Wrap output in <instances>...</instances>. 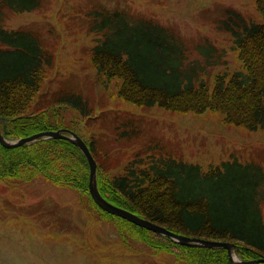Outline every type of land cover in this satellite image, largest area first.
Segmentation results:
<instances>
[{
	"label": "rangeland",
	"instance_id": "374dc122",
	"mask_svg": "<svg viewBox=\"0 0 264 264\" xmlns=\"http://www.w3.org/2000/svg\"><path fill=\"white\" fill-rule=\"evenodd\" d=\"M257 2L43 0L34 11L10 15L5 22L8 30L38 33L43 48L54 56L28 113L45 111L44 117L55 127L93 141L97 159L114 175L138 155L147 162L199 164L206 171L234 161L264 169V127L249 130L226 124L219 111L195 114L136 106L120 95L123 79L107 81L92 65V50L103 39L98 29L113 28L115 41L129 47L120 20L105 23L98 16L102 10L120 11L130 23L148 21L168 31L174 38L167 42L170 52L189 62L205 60L209 67L201 80L213 88L217 76L244 72L235 33L245 25L263 23ZM135 41V52L142 54L137 59H154L155 76L157 62L166 64L169 54L162 48L155 52L154 45L141 38ZM3 61L9 60L0 58V64ZM171 63L173 71L188 74V67ZM167 77L161 80L177 83ZM21 181L0 179V264H185L140 242L125 244L115 224L77 190L43 176Z\"/></svg>",
	"mask_w": 264,
	"mask_h": 264
},
{
	"label": "trees",
	"instance_id": "16d2710c",
	"mask_svg": "<svg viewBox=\"0 0 264 264\" xmlns=\"http://www.w3.org/2000/svg\"><path fill=\"white\" fill-rule=\"evenodd\" d=\"M42 3L43 0H0V58L9 60L0 64V119L4 120L1 127L7 139L60 128L47 121L45 111L28 113L44 87L53 54L43 48L38 33L5 27L10 15L34 11ZM257 9L263 23L245 25L235 33L244 72L217 76L213 88L201 80L209 67L205 60L189 62L182 54L170 52L167 42L174 38L168 31L148 21L130 23L120 11L102 10L98 16L105 23L120 20L129 47L115 41L110 33L113 28L98 29L103 39L92 50V65L107 81L123 79L120 95L128 103L140 107L158 105L179 113L219 111L226 124L257 130L264 127V0H258ZM140 38L143 43L153 44L155 52L162 48L169 54L166 64L157 62L155 76L153 58L147 56L145 62L137 59L142 54L135 52V40ZM173 60L188 67V74L173 71ZM167 76L177 83L161 80L170 78ZM77 98L87 106L81 97ZM85 141L99 165L100 192L112 204L178 234L234 243L245 261L264 257L261 166L234 161L206 171L199 164L147 162L138 155L114 175L109 166L97 159L95 143ZM90 172L85 155L67 140L44 139L13 149L0 144L1 180L21 178V182H31L43 176L77 190L115 224L125 244L134 240L185 264H233L226 249L184 246L102 210L89 192Z\"/></svg>",
	"mask_w": 264,
	"mask_h": 264
},
{
	"label": "water",
	"instance_id": "95a60500",
	"mask_svg": "<svg viewBox=\"0 0 264 264\" xmlns=\"http://www.w3.org/2000/svg\"><path fill=\"white\" fill-rule=\"evenodd\" d=\"M4 122L3 119H0V143L6 148H18L24 145H31L36 143L40 139L52 138V139H63L71 142L76 147H78L82 153L86 156L87 160L90 164V182H89V191L94 199V201L98 204L100 208L105 210L106 212L121 217L123 219L128 220L142 228H146L155 232L156 234L166 236L176 243L188 246V247H201V248H210V249H226L229 252L231 261L233 264H261L264 263V257H261L252 261H244L237 256V253L240 251V248L231 242H222L215 240H206L203 238L190 237L182 234H178L169 230L166 227L157 225L150 220L142 218L135 213L128 211L126 209L120 208L108 200H106L100 192L98 185V163L92 154L87 143L74 131L69 129H60L57 131H43L31 136L20 138L17 140H8L5 138L2 130L1 124Z\"/></svg>",
	"mask_w": 264,
	"mask_h": 264
}]
</instances>
